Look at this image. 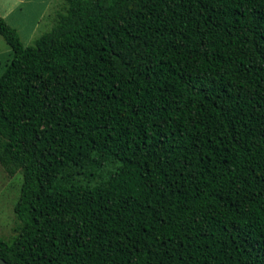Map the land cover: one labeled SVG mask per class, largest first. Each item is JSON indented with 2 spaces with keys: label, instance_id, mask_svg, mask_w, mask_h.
I'll return each mask as SVG.
<instances>
[{
  "label": "trees",
  "instance_id": "trees-1",
  "mask_svg": "<svg viewBox=\"0 0 264 264\" xmlns=\"http://www.w3.org/2000/svg\"><path fill=\"white\" fill-rule=\"evenodd\" d=\"M65 3L29 46L0 15V257L264 264V0Z\"/></svg>",
  "mask_w": 264,
  "mask_h": 264
},
{
  "label": "rangeland",
  "instance_id": "rangeland-1",
  "mask_svg": "<svg viewBox=\"0 0 264 264\" xmlns=\"http://www.w3.org/2000/svg\"><path fill=\"white\" fill-rule=\"evenodd\" d=\"M65 4V0H0V15L17 30L23 45L29 46L54 26L58 15L64 13ZM9 53V47L0 35V59L9 61ZM84 171L87 172L79 175L83 181L89 182H95L107 174L106 169L98 173L92 168H85ZM20 184L18 172L10 176L0 165V237L6 240L15 234L13 206Z\"/></svg>",
  "mask_w": 264,
  "mask_h": 264
},
{
  "label": "water",
  "instance_id": "water-1",
  "mask_svg": "<svg viewBox=\"0 0 264 264\" xmlns=\"http://www.w3.org/2000/svg\"><path fill=\"white\" fill-rule=\"evenodd\" d=\"M0 264H11V263L7 262L5 259L0 257Z\"/></svg>",
  "mask_w": 264,
  "mask_h": 264
}]
</instances>
